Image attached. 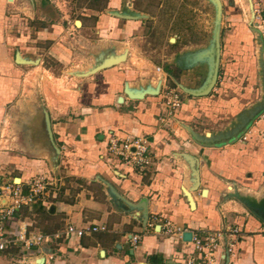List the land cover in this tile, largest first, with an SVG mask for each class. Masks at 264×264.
<instances>
[{"label": "crops", "instance_id": "obj_1", "mask_svg": "<svg viewBox=\"0 0 264 264\" xmlns=\"http://www.w3.org/2000/svg\"><path fill=\"white\" fill-rule=\"evenodd\" d=\"M83 1L81 16L72 25L61 15L64 0H0V178L25 182L57 165L59 190L46 203L25 208L21 218L34 231L51 235L62 234L67 224L106 226L105 231L54 238L24 250L23 261L183 264L191 254L185 234L202 236L234 224L240 231L234 264H264V224L238 194L264 180V97L249 95L257 88L248 81L250 36L241 6L220 0L231 29L220 39L216 83L203 96L183 90L181 108L165 126L159 121L165 111L160 95L130 98L125 92V87L133 92L157 85L161 89L165 82L161 76L149 78L134 58L129 63V52L134 57L141 51L134 45L141 39L142 0ZM248 2L264 9V0ZM90 41L113 42V52L121 53L112 56L120 60L126 52L124 62L76 74L71 58ZM129 44L133 47L127 49ZM45 57L60 62L59 69L43 65ZM57 81L65 87L60 89ZM256 101L259 106L249 112ZM235 105L242 109L229 119L240 120L237 128L246 122L237 136L227 139L235 128L230 133L205 131L204 136L225 137L214 145L195 139L191 123L203 115H224ZM110 134L149 140L153 163L145 173L106 157ZM259 191L257 206L264 207V185ZM141 213L147 214L150 226L138 219ZM164 220L187 230L164 234ZM134 234L140 236L136 245L129 237ZM222 248L216 256H222ZM8 259L0 253V262L13 264Z\"/></svg>", "mask_w": 264, "mask_h": 264}, {"label": "rangeland", "instance_id": "obj_2", "mask_svg": "<svg viewBox=\"0 0 264 264\" xmlns=\"http://www.w3.org/2000/svg\"><path fill=\"white\" fill-rule=\"evenodd\" d=\"M64 1L66 3L63 4L59 0L62 3L61 15L68 17L69 22L72 24V20L80 18L81 8L84 6L85 1ZM100 1L102 2V0ZM223 1L225 4L228 2V0ZM233 1H237L241 6V8H238L241 13L243 11L242 16L245 19L246 30H248L250 36L248 43V52H250L248 81L251 85H256L257 89L251 90L249 95L253 97V93H257L260 97H264V30L258 31L256 28L253 9L249 5L248 0ZM139 4L141 6L140 11L143 14V24L140 30L141 39L134 47L140 48L141 51L134 52V57L133 52H129L131 53V56L129 55V63L133 64L134 58L136 63L141 66V69L147 72L146 74H148L149 78H154V80L159 76L164 78L165 88L177 93L181 101L186 97L183 92L184 89L197 91L203 89L210 78L213 65L212 58L208 54L211 46L210 39L213 36L215 26L219 30V42L225 36V33L231 29L224 20V17L228 14H224L221 9L216 25V6L213 0H142ZM75 45L77 48H82L78 42H75ZM117 45H120V47L124 46L123 44ZM131 46L133 47L130 44L128 47L125 45L127 49ZM82 49L84 52H77L71 58V66L72 64L75 65L74 72L76 73L87 72L107 57L121 53L113 52V49H115L113 42L97 45L90 41L88 46ZM204 54L207 55L204 56ZM120 56L123 57L124 55ZM43 62V65L47 67H56L55 70L59 69L61 65L60 62L54 61L49 57H45ZM119 62L122 63L124 61ZM119 62L115 66L121 64ZM157 67H160L163 71L157 70ZM70 73L72 72L70 71L68 75ZM55 84H58L60 89L65 87V82L62 81H57ZM55 84L54 87L56 86ZM69 85L74 87V82ZM255 103L254 105H252L253 103L249 105V112L259 106L257 101ZM244 107L247 108V106ZM241 109V105H235L229 108L224 115H213L211 119L208 115H203V118H197L195 122L191 123L193 130L196 132L195 136L200 140L207 141L215 137H209L208 133L204 136L203 133L205 131L215 132L219 130L220 132V130H227L230 133L237 128L240 120L232 121L229 117L238 114ZM3 136L2 139L7 138L6 134ZM56 174L60 176L59 173ZM262 181L264 182L263 179L260 180L261 184L256 185V187H247L249 190L240 189L238 191L239 197L249 200L248 202L254 205L259 204V197L262 193L259 189L260 187L262 189L264 185ZM229 192H233L232 189ZM263 204L264 201L262 202ZM247 210L249 209L247 208ZM3 255L12 258L8 260L13 264H26L22 261V255L16 248L3 252ZM0 264L3 263L0 262Z\"/></svg>", "mask_w": 264, "mask_h": 264}, {"label": "built area", "instance_id": "obj_3", "mask_svg": "<svg viewBox=\"0 0 264 264\" xmlns=\"http://www.w3.org/2000/svg\"><path fill=\"white\" fill-rule=\"evenodd\" d=\"M253 15L256 28L258 31H263L264 9L259 5H254ZM157 70L162 71L160 67H157ZM158 95L165 106L164 115L159 117V121L169 126L181 108V99L177 93L165 88V85L159 89ZM105 155L107 158H114L120 163L132 166L141 174L145 173L153 163V154L146 137L127 135L119 138L115 134H110L107 136ZM55 170L56 167H53L48 173L35 174L25 182L0 178V253L16 248L22 255V251L38 248L52 242L54 238L68 237L72 234L81 237L85 234L106 230L105 225H88L77 228L72 224H67L62 234L51 235L34 231L32 224L21 218V213L25 208L29 209L37 202L46 203L47 199L59 190L62 179L54 172ZM137 217L142 222L141 214ZM144 225L145 227L151 225L148 223V216ZM161 230L164 234L173 236L187 229L177 227L169 220H164ZM129 237L133 245L140 240L138 234ZM239 238L240 231L234 224L202 236L190 231L191 254L183 258V264H234ZM220 246L223 247L221 257L216 256ZM23 255L22 261L25 259Z\"/></svg>", "mask_w": 264, "mask_h": 264}, {"label": "water", "instance_id": "obj_4", "mask_svg": "<svg viewBox=\"0 0 264 264\" xmlns=\"http://www.w3.org/2000/svg\"><path fill=\"white\" fill-rule=\"evenodd\" d=\"M213 2L215 3L216 6V25H217V19L219 18V15L221 14V1L220 0H213ZM251 6V8L253 9V5L250 3L249 4ZM220 42H219V30L217 28V26H215V30L213 32V36H212V42H211V46L209 48V57L212 58V72L210 74V78L206 84V86L201 89V90H188V89H184L185 92L189 93L190 95L193 96H203V95H207L210 90L214 87L216 80H217V76H218V63H219V52H220ZM123 59L118 60V56H109L107 57L105 60H103L101 63H99L98 65L94 66L93 68H91L90 70H88L87 72H75L76 74H80V75H88L91 74L101 68H105V67H109L112 66L114 64H116L119 61H123L125 59V52L122 54ZM207 54H204V56H206ZM118 60V61H115ZM159 83V82H158ZM159 89L160 86L157 85L156 88L154 89H149L146 91H142V92H133L131 91L128 87H125V92L127 93L128 96H130V98H141L144 96L145 93L151 94V95H158L159 93ZM263 107V106H262ZM243 125H240L239 128H237L233 133L234 135H232L231 137L227 138V139H231L235 136H237L236 134L240 133L242 131L243 126L245 125L246 122H243ZM196 135V134H195ZM195 139L198 140L201 144L204 145H214L215 143H219V142H224L226 139L224 137V139L221 138H213L212 140H200L199 138H197V136H195ZM56 152L59 153V149H56ZM56 166V165H54ZM197 174V173H196ZM203 194H205L206 190L203 189ZM241 199V198H240ZM249 210L250 212L256 216L259 220H261V222L264 224V207L263 206H257L254 205L253 203L248 202V200L246 199H241L240 200ZM142 222L145 223V221L147 220V214H142ZM187 239L190 240V232H188L187 234H185V236ZM42 259L39 258L36 260V264H41Z\"/></svg>", "mask_w": 264, "mask_h": 264}, {"label": "bare ground", "instance_id": "obj_5", "mask_svg": "<svg viewBox=\"0 0 264 264\" xmlns=\"http://www.w3.org/2000/svg\"><path fill=\"white\" fill-rule=\"evenodd\" d=\"M18 181V180H17Z\"/></svg>", "mask_w": 264, "mask_h": 264}, {"label": "trees", "instance_id": "obj_6", "mask_svg": "<svg viewBox=\"0 0 264 264\" xmlns=\"http://www.w3.org/2000/svg\"><path fill=\"white\" fill-rule=\"evenodd\" d=\"M32 250V249H31Z\"/></svg>", "mask_w": 264, "mask_h": 264}]
</instances>
